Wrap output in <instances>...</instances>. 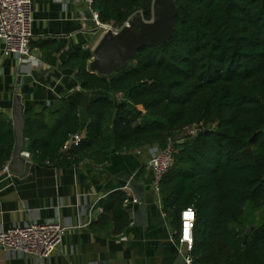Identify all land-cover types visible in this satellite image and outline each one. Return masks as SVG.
<instances>
[{"label":"trees","instance_id":"1","mask_svg":"<svg viewBox=\"0 0 264 264\" xmlns=\"http://www.w3.org/2000/svg\"><path fill=\"white\" fill-rule=\"evenodd\" d=\"M175 4L172 36L140 47L111 75L88 68L90 50L73 56L80 88L105 93L86 106L83 138L63 152L80 131V117L62 98L53 112L25 110V149L37 162L104 163L111 149L174 142L178 152L159 181V198L176 232L181 210H195L193 264H264V0ZM151 6L152 0L92 4L102 23L117 27L138 11L150 20ZM193 127L200 132L189 134ZM14 142L12 123L0 114V167ZM126 199L122 190L109 193L91 227L121 233L130 221Z\"/></svg>","mask_w":264,"mask_h":264},{"label":"crops","instance_id":"2","mask_svg":"<svg viewBox=\"0 0 264 264\" xmlns=\"http://www.w3.org/2000/svg\"><path fill=\"white\" fill-rule=\"evenodd\" d=\"M32 17L30 51L42 64L23 65L17 75V60L2 54L0 41V114L11 121L14 94L21 95L25 110L34 111L47 108L53 112L64 98L77 106L80 132H84L86 106L105 93L81 89L69 60L83 50L92 52L101 31L92 24L83 0H32ZM148 159V147H141L121 152L111 149L104 163L91 159L68 164L37 162L30 155L26 174L3 173L0 167V228L49 220L65 227L61 244L48 257L20 255L0 246V264H185L176 232L154 193L153 173L145 167ZM120 173L144 185V224L132 223L128 209L134 210L136 202L130 200L129 189L120 186ZM115 190L127 194L124 210L130 219L116 235L91 227L102 213L100 201Z\"/></svg>","mask_w":264,"mask_h":264},{"label":"built area","instance_id":"3","mask_svg":"<svg viewBox=\"0 0 264 264\" xmlns=\"http://www.w3.org/2000/svg\"><path fill=\"white\" fill-rule=\"evenodd\" d=\"M87 5L90 19L95 27L102 32L111 30L118 32L119 29L127 24V21L121 26H113L109 23H102L92 4L95 0H83ZM32 0H0V41L2 42V54L10 55L17 60V75L22 73L23 65L33 66L41 65L40 57L30 51V40L32 37ZM121 94L116 95L120 98ZM197 127L188 130L189 134L194 135ZM84 132L72 134L67 145H75L83 138ZM148 147L149 159L145 167L152 171V186L155 195L159 197V181L161 177L170 168L174 156L178 150L169 144L160 149L156 146ZM22 155L26 159L30 153L24 149ZM3 173H9L8 165L1 167ZM132 201L136 202L135 199ZM195 221V210L188 206L181 210L180 226L177 234V243L179 252L182 253L185 264H193L191 250L193 248L192 231ZM65 227L57 220L46 222L31 221L28 223H16L7 228H0V246L11 250L17 254H29L39 258L48 257L61 244Z\"/></svg>","mask_w":264,"mask_h":264},{"label":"water","instance_id":"4","mask_svg":"<svg viewBox=\"0 0 264 264\" xmlns=\"http://www.w3.org/2000/svg\"><path fill=\"white\" fill-rule=\"evenodd\" d=\"M178 8L175 0H152L151 19L145 20L141 12H135L118 32L104 31L92 49V59L88 68L92 72L109 76L113 72L124 68L128 61L135 57L136 51L143 46H154L167 41L174 30V19ZM93 24V21H91ZM25 107L20 94H14L11 105V123L15 142L8 163L9 171L16 174H26L31 162L22 152L24 145ZM199 129L196 130L198 134ZM264 132V127L262 128ZM170 142L169 146H173ZM120 186L126 187L135 199V209H128L133 225H141L146 220V203L144 185L137 182L129 174L120 173ZM171 233L173 229L168 225ZM248 232V231H247ZM246 235L243 238L245 241Z\"/></svg>","mask_w":264,"mask_h":264},{"label":"rangeland","instance_id":"5","mask_svg":"<svg viewBox=\"0 0 264 264\" xmlns=\"http://www.w3.org/2000/svg\"><path fill=\"white\" fill-rule=\"evenodd\" d=\"M101 31V30H100ZM102 31H101V34H100V36L102 35ZM260 214H261V212H259V213H257V218L260 216Z\"/></svg>","mask_w":264,"mask_h":264}]
</instances>
